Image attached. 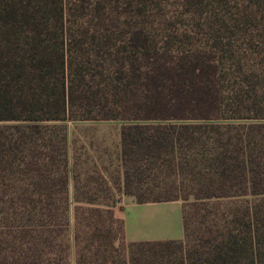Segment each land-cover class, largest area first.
I'll use <instances>...</instances> for the list:
<instances>
[{
    "label": "trees",
    "instance_id": "1",
    "mask_svg": "<svg viewBox=\"0 0 264 264\" xmlns=\"http://www.w3.org/2000/svg\"><path fill=\"white\" fill-rule=\"evenodd\" d=\"M75 121L127 123L118 190L184 241L125 245L74 168V264H264V0H0V264H69Z\"/></svg>",
    "mask_w": 264,
    "mask_h": 264
},
{
    "label": "rangeland",
    "instance_id": "2",
    "mask_svg": "<svg viewBox=\"0 0 264 264\" xmlns=\"http://www.w3.org/2000/svg\"><path fill=\"white\" fill-rule=\"evenodd\" d=\"M127 123L121 121H75L62 124L66 136V159L68 170V218L70 251L69 264H74V247L72 242V229L74 219V209L76 204L73 202V169L79 174L80 186L89 185V193L96 194L100 198L109 196L113 201V210L119 212L122 206L123 194L119 192L121 182L120 169V129ZM74 157L77 165H74ZM87 181L88 183H86ZM107 186V191L105 190ZM92 187V188H91ZM97 190V192H96ZM89 194V195H90ZM191 199V197H190ZM182 204V201H180ZM186 214H191L190 209H186ZM189 221V233H197V223L194 219ZM184 241V238L181 243ZM125 245L129 243L125 241ZM188 243H185V247ZM167 251H162L166 250ZM161 250V251H159ZM156 255L163 256L166 262L177 264L179 251L176 246L170 248L156 247ZM162 252V253H160ZM170 264V263H168Z\"/></svg>",
    "mask_w": 264,
    "mask_h": 264
},
{
    "label": "crops",
    "instance_id": "3",
    "mask_svg": "<svg viewBox=\"0 0 264 264\" xmlns=\"http://www.w3.org/2000/svg\"><path fill=\"white\" fill-rule=\"evenodd\" d=\"M121 207L119 212L114 210V216L123 222L126 242L183 240L180 200L139 204L133 196L123 195Z\"/></svg>",
    "mask_w": 264,
    "mask_h": 264
}]
</instances>
